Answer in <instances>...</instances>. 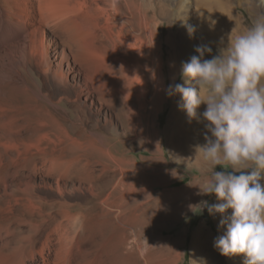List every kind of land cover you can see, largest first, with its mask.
I'll use <instances>...</instances> for the list:
<instances>
[{"label":"bare ground","instance_id":"1","mask_svg":"<svg viewBox=\"0 0 264 264\" xmlns=\"http://www.w3.org/2000/svg\"><path fill=\"white\" fill-rule=\"evenodd\" d=\"M155 2L0 0V117L36 137L21 140L25 163H3L0 150V264H161L158 236L149 252L141 246L145 223L160 216V206L149 209L155 192L141 187L144 166L109 143L160 147L155 117L167 86ZM43 142L73 154L79 195H66L61 176L51 194L24 182L29 149Z\"/></svg>","mask_w":264,"mask_h":264},{"label":"rangeland","instance_id":"2","mask_svg":"<svg viewBox=\"0 0 264 264\" xmlns=\"http://www.w3.org/2000/svg\"><path fill=\"white\" fill-rule=\"evenodd\" d=\"M211 1L218 5L213 11L220 12V16L208 14V6H204L200 0H188L187 8L182 14H177L175 0H156L155 3L160 6L155 19L163 25L160 41L163 43V71L167 88L170 84L182 83L181 64L197 55L195 48L198 45L207 44L212 49L226 46L231 37L247 30L257 19L264 17V0ZM162 6L166 9H162ZM189 26L193 29L191 36ZM208 31L214 33L213 41L208 40ZM183 45L187 49L182 57L180 51ZM205 59L211 58L206 55ZM145 76L149 79V73L145 72ZM180 101L181 97L178 95H166L155 117V128L161 140L158 151L145 143L144 148H148L139 151L138 145H126L124 141L119 142L115 137H109L114 152H126L125 156L137 159L144 166L140 176L141 187L155 192V203L149 209L156 208L158 211L160 206V216L155 219L156 226L147 221L142 229L141 246L144 252H149L148 247L158 236L161 264H244L243 255L224 257L213 247L214 240L226 231L225 227L220 226L221 215H209L207 208L201 210L199 206L192 207L199 205L201 201H208L209 205L218 201L214 195L201 194L199 189L203 188L205 178L213 170L202 160L198 150L199 146L205 144L206 130L202 113L206 105H201L197 110V119L189 120L186 112L178 107ZM15 130L11 115L0 117V150L4 152L3 163L9 164L10 158H15L19 163L25 161V147L21 140H28L31 136L23 134L24 132L16 135ZM117 130V136L124 135L121 129ZM31 139L32 144L36 137L32 136ZM31 146L30 167L27 169L34 171L30 174L25 170V179L23 174L20 178L24 182H31L36 193L51 194V188L62 177V185L68 188L66 195H69L68 192L72 196L79 195V191L71 192L73 185L79 187L84 182L78 178L77 167L73 166V154L69 150L65 152L60 150L61 147L54 148L44 142L39 146ZM69 169L73 170V174H67ZM95 170L99 173L103 168L95 167ZM216 170L224 169L218 167ZM20 178L16 183L20 182ZM110 181L107 178L104 184L106 182L110 186ZM260 182L264 185V174ZM175 211H179L178 216L167 217ZM230 214L229 210L227 215ZM23 230L27 231V228Z\"/></svg>","mask_w":264,"mask_h":264},{"label":"clouds","instance_id":"3","mask_svg":"<svg viewBox=\"0 0 264 264\" xmlns=\"http://www.w3.org/2000/svg\"><path fill=\"white\" fill-rule=\"evenodd\" d=\"M186 8L187 0H178L177 14ZM188 30L191 36V26ZM195 52L181 64L182 83L166 90L170 97H181L178 107L189 120L206 105L205 144L198 150L213 170L199 189L218 203L192 207L221 215L226 231L213 243L221 256L243 255L244 264H264V17L231 37L216 55L207 44Z\"/></svg>","mask_w":264,"mask_h":264}]
</instances>
